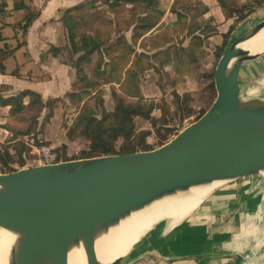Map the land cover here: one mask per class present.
Here are the masks:
<instances>
[{
    "label": "water",
    "instance_id": "1",
    "mask_svg": "<svg viewBox=\"0 0 264 264\" xmlns=\"http://www.w3.org/2000/svg\"><path fill=\"white\" fill-rule=\"evenodd\" d=\"M263 29L264 19L224 49L213 72L214 101L168 143L0 174V230L18 237L19 259L91 241L155 202L214 183L232 186L220 193L216 187L179 226L206 224L230 211L264 210V99L235 105L245 52L240 45ZM231 143L239 147L233 156L202 154L207 145ZM164 227L166 222L153 230Z\"/></svg>",
    "mask_w": 264,
    "mask_h": 264
},
{
    "label": "trees",
    "instance_id": "2",
    "mask_svg": "<svg viewBox=\"0 0 264 264\" xmlns=\"http://www.w3.org/2000/svg\"><path fill=\"white\" fill-rule=\"evenodd\" d=\"M215 1L225 19L237 14V9L230 8L231 4L236 5L235 1ZM99 3L104 4L106 9L99 7ZM262 3L264 0L255 2L258 7ZM21 6L19 4L16 8ZM160 6V0H88L62 12L60 21L66 32L67 44L50 47L48 54L60 58L63 64L75 70L71 91L85 88L97 91L101 78L116 86V89H111L115 105L112 112L98 111L102 100L95 105L83 104L72 125L66 129V138L70 140L78 135L87 140L89 149L82 151L78 158L59 156V161L154 150L147 144L149 132L136 131L134 118H142L156 127L160 120L165 121L167 115L175 114L183 119L192 114L190 93L180 95L173 92L170 104L163 100L160 101L161 105L154 100L147 101L140 90L141 77L146 72L152 71L159 78L165 76L172 87L183 83L185 78H193L196 83L206 80L207 95L211 104L214 101V71H201L202 61L208 56L205 44L209 36L216 33L209 23L202 22L210 11L209 7L202 2L174 0L171 8L176 18L169 24L164 21L165 11ZM5 8L6 4L0 0V15L5 14ZM35 17L36 14L31 13L24 20V30ZM244 18L236 17L237 21ZM208 20L211 21V18ZM234 28V24L230 25L227 33L221 35L222 42L216 47L217 60ZM64 96L71 98L74 93L67 92ZM51 99L45 101L39 93L31 90L7 98L0 96V108H8V118L27 124L19 129L2 125V129L20 137L33 135L37 131L39 116L47 106H51ZM155 110L160 112L159 118L153 116ZM52 115L50 108L45 120L52 118ZM17 138L14 137L12 141ZM119 141L122 143L116 147ZM12 149L21 159L26 147L21 141H15ZM18 162L23 168L24 161ZM11 163L9 149L0 146V174L15 172Z\"/></svg>",
    "mask_w": 264,
    "mask_h": 264
},
{
    "label": "crops",
    "instance_id": "3",
    "mask_svg": "<svg viewBox=\"0 0 264 264\" xmlns=\"http://www.w3.org/2000/svg\"><path fill=\"white\" fill-rule=\"evenodd\" d=\"M3 1L6 8L5 14L0 15V96L7 98L22 91L31 90L39 93L43 99H48L59 98L66 92H70L75 70L63 64L60 58L48 54V50L52 46L63 47L67 44L66 32L60 21L62 12L88 0ZM19 4L22 6L16 8ZM170 5L171 3L166 8L168 11L164 9L165 7L162 9L165 11L164 21L167 19L171 23L176 15L170 12ZM31 13L36 14V17L24 30V20ZM7 111L8 108H0V114H2L0 124L12 121L6 118ZM0 132L7 135L5 130L0 129ZM45 141L51 142V140ZM249 213L253 212L230 211L206 224L188 225L186 227H190L192 233L200 228L207 230V232L197 231L198 235L192 234L198 239L195 244L196 248L195 245L192 246L193 248L190 247L191 249L188 248L189 250L182 247L177 252L172 251L168 244V248H161L162 251L158 250L157 254L151 253L152 255L149 254L148 257L145 256L146 258H137L129 264H134L143 258L145 259L142 264H240L250 254L254 255L256 264H263L264 248L262 246L258 248L254 244L252 221L243 224L245 215ZM220 223H222V228H220ZM225 224L229 225L228 234L214 236L223 229ZM236 228H239L240 232L237 233ZM167 237H161V239L158 237V242L162 244L168 241ZM244 237H246V243L244 244L245 249L242 250ZM240 250L242 254L237 253Z\"/></svg>",
    "mask_w": 264,
    "mask_h": 264
},
{
    "label": "rangeland",
    "instance_id": "4",
    "mask_svg": "<svg viewBox=\"0 0 264 264\" xmlns=\"http://www.w3.org/2000/svg\"><path fill=\"white\" fill-rule=\"evenodd\" d=\"M161 1V8L165 7L164 9L167 10L169 3L174 2V0H160ZM235 4H231L230 8L235 10L237 9V14L233 16V18L225 19L221 10L219 9L215 0H191V2L197 3L202 2L206 6L209 7V12L202 18V22L209 23L210 27H213L216 31L215 34L209 36V40L206 46L204 47L205 51L207 52V57L202 61L201 71L202 72H209L212 73L216 67L218 62L216 58V47L221 44L222 39L221 35L227 33L228 28L230 25L234 24L235 28L230 38L227 40V43L224 47H228L233 40L239 36V34L245 32L255 23H258L260 20L264 19V3H262L259 7L255 2L257 0H233ZM102 2V1H99ZM163 5V6H162ZM170 5V12L175 14L174 10L171 8ZM99 7L106 9L104 4L99 3ZM168 11V10H167ZM237 16H245L243 20L236 19ZM211 18V21L208 19ZM253 19L249 22L250 19ZM167 23L170 22L166 19ZM213 25V26H212ZM187 41L185 42V45ZM140 51V50H139ZM263 74L255 75L251 78L245 79L241 81L240 86L246 84L250 86H257L263 79ZM253 82V83H252ZM206 80L202 81L201 83H196L193 78H185L183 83H179L174 87L168 82V79L163 76L159 78L154 72L149 71L142 75L141 82H140V90L141 94L147 101H156L159 105H161L160 101L163 100L166 103H172V94L173 92H177L178 94L183 93H190L191 103L190 106L192 108V114L188 118H183L178 115H167L165 117V121L160 120L156 127H152L151 124L139 117L134 118V125L136 131H148L149 136L147 137V144L150 145L153 149H156L170 140H172L180 131H182L185 127L196 121L197 117L204 111H207L211 105V99L208 97L206 92ZM251 83V84H250ZM113 85V84H112ZM110 83L106 81L105 78L99 79L98 82V89L97 91H92L88 88H85L81 91H70V93H74V96L71 98H66V96H62L59 98H52L53 101L50 107H46L39 116L38 119V126L37 131L28 137H20L17 136L14 132L10 133L7 132V135L4 132H0V146L6 147L9 149L10 153L12 154V163L10 166L15 169L19 170L22 169L19 166L20 160L24 161V167H33L38 165L39 157L37 155V151L42 146H50L55 153H57L58 157L61 158H78L81 155L82 151H87L89 149V144L87 140L84 138L75 135L72 139L68 140L66 138V129H68L71 125L73 120L75 119L77 113H79L81 107L85 103H89L90 105H95L100 100H102V104L99 105L98 111L102 112V110L106 112H112L114 110V101L111 93L112 87L116 89V86H112ZM245 87V86H244ZM67 93V92H66ZM97 93L96 96H94ZM47 101L46 99H44ZM51 111L53 113L52 118L49 120H45V116ZM102 109V110H101ZM174 111V106H172ZM154 117H160V112L155 110L153 112ZM2 114H0V118ZM8 118V116H6ZM11 119V118H10ZM0 122L2 120L0 119ZM2 125L11 126L14 129H19L21 127H25L27 125L25 122L24 124L17 123L12 119V121H5L3 124H0V129H2ZM3 130V129H2ZM14 137H18L15 141H21L24 143L26 149L22 153V158H19V155L14 152L12 149L13 144L15 141H12ZM45 140H51L50 143H47ZM54 140V142H53ZM55 143V145H51ZM122 142L119 141L116 144V147ZM1 168V166H0ZM264 179H261L263 182ZM264 183V182H263ZM232 184L229 185H221L217 187L215 193H220L227 188L231 187ZM254 215L255 218H260L261 220L264 219V210H259L257 212L246 214L245 216ZM263 227V225H261ZM239 227V226H238ZM240 228V227H239ZM236 228V232H240V229ZM179 229V230H178ZM177 230L170 233L167 239L170 243V249L172 251H179L183 247L184 249L189 250L188 248L192 247L196 244V238L192 236V230L190 227L179 226ZM199 231L207 232L204 228L194 230L193 235H196ZM184 232V233H182ZM176 236V234H178ZM182 233V235H181ZM152 234V233H150ZM198 235V234H197ZM214 236H219L216 233ZM176 237H178L176 239ZM177 240V241H176ZM172 241V242H171ZM243 241V239H242ZM177 242V243H176ZM174 246H173V245ZM164 245L162 246L160 242H155L153 246L152 253H156L157 251H162ZM169 247V246H168ZM164 247V248H168ZM162 248V249H161ZM193 248V247H192ZM196 248V245H195ZM191 249V248H190ZM155 250V251H154ZM149 255H147L148 257ZM250 256V255H249ZM248 256V257H249ZM146 258V257H145ZM138 260L134 264H142L144 259ZM242 264V263H241Z\"/></svg>",
    "mask_w": 264,
    "mask_h": 264
},
{
    "label": "bare ground",
    "instance_id": "5",
    "mask_svg": "<svg viewBox=\"0 0 264 264\" xmlns=\"http://www.w3.org/2000/svg\"><path fill=\"white\" fill-rule=\"evenodd\" d=\"M240 47L245 52L237 69L239 86L245 79L255 75H264V29L249 41L241 44ZM257 99H264V76L255 87L249 84L242 85L235 105H246ZM238 148V145L234 143L212 144L207 145L202 150V154L209 157H229L235 155ZM218 185L219 183H214L210 186L194 188L186 193L155 202L144 210L132 214L116 228L110 229L108 233L99 235L91 241L63 245L50 251L28 254L21 260L17 256L18 237L8 231L0 230V264H129L137 258L151 254L154 243L158 242L161 237H167L177 230L180 223L201 206ZM249 221H252L254 244L258 248H261L260 246L264 248V219L255 218L254 215L245 216L243 224ZM162 222H166V227L154 231V227ZM221 224H219L220 228H222ZM228 232L229 225L225 224L218 234L220 236L228 234ZM178 235L179 233L176 234V236ZM245 238H243V247H240L242 250L245 249ZM163 243L164 247H168L170 244L168 241ZM237 253H241V250ZM170 256L173 255L170 254ZM241 263L256 264V259L253 254H250Z\"/></svg>",
    "mask_w": 264,
    "mask_h": 264
},
{
    "label": "built area",
    "instance_id": "6",
    "mask_svg": "<svg viewBox=\"0 0 264 264\" xmlns=\"http://www.w3.org/2000/svg\"><path fill=\"white\" fill-rule=\"evenodd\" d=\"M37 155L39 157L38 165H51L61 162L59 161L57 153L50 146H42L39 148Z\"/></svg>",
    "mask_w": 264,
    "mask_h": 264
}]
</instances>
